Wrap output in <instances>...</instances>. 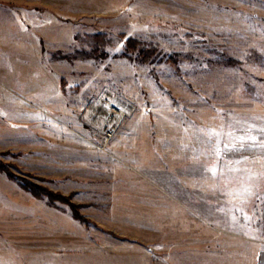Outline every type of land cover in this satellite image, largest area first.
Wrapping results in <instances>:
<instances>
[{
    "label": "rangeland",
    "instance_id": "obj_1",
    "mask_svg": "<svg viewBox=\"0 0 264 264\" xmlns=\"http://www.w3.org/2000/svg\"><path fill=\"white\" fill-rule=\"evenodd\" d=\"M263 177L264 0H0V264H164Z\"/></svg>",
    "mask_w": 264,
    "mask_h": 264
},
{
    "label": "crops",
    "instance_id": "obj_2",
    "mask_svg": "<svg viewBox=\"0 0 264 264\" xmlns=\"http://www.w3.org/2000/svg\"><path fill=\"white\" fill-rule=\"evenodd\" d=\"M243 187L248 197L243 196L240 208L230 205L234 195L230 192L232 198L225 202V210L214 213L218 185L199 181L194 185V206L209 211L194 212L183 222L179 219L178 224L185 226L165 231L162 251L167 264H264V200L259 205V200L253 199L264 197V184ZM250 194L255 197L250 199Z\"/></svg>",
    "mask_w": 264,
    "mask_h": 264
},
{
    "label": "trees",
    "instance_id": "obj_3",
    "mask_svg": "<svg viewBox=\"0 0 264 264\" xmlns=\"http://www.w3.org/2000/svg\"><path fill=\"white\" fill-rule=\"evenodd\" d=\"M132 43H135L134 41H129V45L128 47L131 49H134L133 47H135V45H132ZM21 184L27 189L30 190L36 197H42L45 196L49 201L51 202H55V201H60V202H64L66 204H71L69 197H64L61 195H58L56 193H53L50 190H45V189H41L39 187H37L34 184L31 183H24L21 182ZM75 216L77 218L83 219V217L81 215H79L76 210H75Z\"/></svg>",
    "mask_w": 264,
    "mask_h": 264
}]
</instances>
